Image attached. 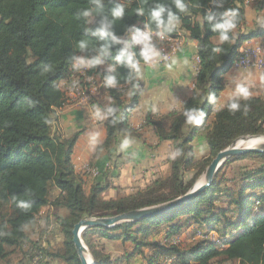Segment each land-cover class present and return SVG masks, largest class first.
I'll list each match as a JSON object with an SVG mask.
<instances>
[{"label": "trees", "instance_id": "obj_1", "mask_svg": "<svg viewBox=\"0 0 264 264\" xmlns=\"http://www.w3.org/2000/svg\"><path fill=\"white\" fill-rule=\"evenodd\" d=\"M245 1L185 0L188 12L179 13L174 0H102V9L92 0H0V264H12L20 255L17 264H31L37 256L41 264L56 259L61 264H81L73 242L78 221L114 216L183 195L220 150L242 135L264 134V98L237 96L216 109L225 87L224 75L237 62L243 44L264 35L262 25L242 31L247 22ZM117 2L125 5V15L113 21L111 31L122 42L106 37L109 55L103 64L86 69L89 80L97 78L104 84V77L110 74L108 68L115 67L113 74L118 80L116 88L103 85L111 98L104 112L108 108L114 111L104 120L106 139L98 145L90 166L109 161L118 169L124 137L142 138L129 121L140 101V81L115 57L124 48L123 41H130L137 29L145 30L146 24L155 35L158 30L149 14L156 4L171 8L181 17L180 28L167 34L175 36L182 30L197 41L200 69L192 95L179 110L158 120L151 115L146 119V124L155 127L158 145L172 142L167 170L144 188L105 199L104 192L112 186L109 169H102L100 176L97 173L99 177L87 189L72 161L80 133L64 137L54 131V121L66 95L60 82L74 68V57L99 55L105 41L92 33L101 15L112 19L111 9ZM263 7L264 0H259L258 10ZM84 9H92L93 16L80 15ZM138 9L144 10L143 16L137 14ZM226 9L237 10L238 16L229 34L231 39L221 42L212 25L220 22V14ZM212 14L214 19L209 21L207 16ZM81 40L89 42L84 50L77 46ZM140 45H133L129 51L144 62ZM217 47L222 51L215 52ZM84 71L81 69L79 78ZM233 101L240 104L235 113L228 107ZM188 116L201 122L190 123ZM204 133L208 150L198 158L194 140ZM54 189L59 194L51 200ZM48 205L53 208V219L50 213L41 216ZM52 224L63 236L57 247L51 240L43 244ZM187 225H194V231L204 236L182 249L172 243V238L181 235ZM32 229H39L35 239ZM213 233L217 235L211 239ZM159 236L165 237L166 244L157 241ZM82 237L96 264H129L138 256L147 264H159L157 258L166 253L176 255L178 264H211L217 258L231 264H264V153L230 158L210 187L171 211L113 227H91ZM116 244L120 248L116 249Z\"/></svg>", "mask_w": 264, "mask_h": 264}, {"label": "crops", "instance_id": "obj_2", "mask_svg": "<svg viewBox=\"0 0 264 264\" xmlns=\"http://www.w3.org/2000/svg\"><path fill=\"white\" fill-rule=\"evenodd\" d=\"M245 3L247 22L242 27V31L255 29L264 23V7L258 10L259 0H246ZM178 27L180 28V25ZM153 39L154 36H152ZM156 40L155 48L158 52L175 48L179 41L184 42L182 48L168 64L150 65L139 62L141 76L137 79L140 81L141 96L129 121L131 126L142 135V138L137 139L128 135L124 137V141L127 139L130 144L121 150L123 156L120 158L121 164L118 169H115L109 161H106L103 167L90 166L98 145L106 139L104 124L106 117L99 119L95 115L97 109L103 113V108L111 102V98L101 87L104 85L103 82L98 83L99 90L94 92L90 98L80 100L75 97V90L73 94L63 80L62 89L66 93V103L56 109L57 119L54 121V131L64 137H71L76 132L80 133L72 161L76 171L83 175L87 189L100 176L93 174L94 168H98L100 172L102 169H109L112 186L104 192L103 198L105 199L128 195L138 188H144L167 170V160L173 155L172 142L166 141L158 145L159 140L155 127L146 124V119L148 115H151L153 120H158L173 110H179L184 100L192 95L195 88L200 69L197 41L186 36L182 30L175 36L163 39L159 37ZM250 43L251 45L258 43L264 45V35L247 40L243 45ZM142 47L141 44L140 48ZM231 69L224 75L225 87L220 94L216 109L222 108L228 101L238 96L237 87L239 85L247 88L248 96L264 98V68L237 67L236 62ZM194 146L198 158L207 153L205 133L195 138ZM116 171L119 172L118 175ZM57 191L58 195L59 190ZM44 209L50 210L53 219V208L48 205L42 209V213ZM47 235L48 232L43 236L44 246L47 240H50ZM159 237L162 238L160 240H165L164 236ZM161 261L162 259H158L156 262ZM50 264H61V262L56 259L50 261ZM129 264L147 263L143 257L138 256Z\"/></svg>", "mask_w": 264, "mask_h": 264}, {"label": "clouds", "instance_id": "obj_3", "mask_svg": "<svg viewBox=\"0 0 264 264\" xmlns=\"http://www.w3.org/2000/svg\"><path fill=\"white\" fill-rule=\"evenodd\" d=\"M92 2L96 5L97 9H102L103 3L102 0H92ZM175 9L178 10L179 13H187L188 6L185 3V0H174ZM137 14L139 16L144 15L143 9H138ZM80 15L83 17H92L93 10L92 9H84L80 12ZM112 19L110 20L107 15H101V19L99 21V26L96 27L95 31L92 33L93 35H98L101 40L105 42L99 48V55L94 58L86 59L84 57H74L76 60V64L74 67L76 70H80L82 68H93L95 66L101 65L104 63V57L109 55L110 53V44L105 40L106 37H111V40L116 43H120L118 37L111 31L113 21L122 19L125 15V5L122 3H115L111 9L110 13ZM150 21L155 24V27L158 31H156L155 35L160 37L161 39L164 38L165 33H171L177 26L181 23V17L171 10V8L163 5V4H156L150 11ZM238 16V11L235 9H226L220 14V22L215 23L212 25V29L214 32L219 33V39L221 42H227L231 39L230 33L236 27V18ZM207 19L212 21L214 19V14L208 15ZM264 26V23H262ZM153 32L152 29L146 24L145 30L137 29L135 32L131 34L130 41H123L124 48L120 51L119 55L115 57L116 61L120 65H124L132 70L135 73V76L138 78L141 76V69L139 61L135 58V54L129 51L135 44H142V50L140 52V56L142 57L143 61L147 64L151 62L155 57L159 56V52L155 48V46L151 43L152 41ZM88 40H81L78 42V48L80 50H84L88 47ZM215 52L222 51L221 48L217 47L213 49ZM50 68H46L45 71H50ZM108 72L110 74L104 77V86L107 88H116L118 86V80L116 75L113 73L116 72L115 67H109ZM137 87V85H134ZM237 95L243 98H247L249 92L246 87L243 85H239L237 87ZM229 110L232 113H235L240 109V104L237 101L231 102L229 105ZM114 111L113 108H108L106 112H101L99 109L95 112V115L99 119H104L107 115H111ZM188 122L195 124H199L201 122L200 119H195L191 116H188ZM130 144L129 140H125L122 144L123 148H127ZM21 206L27 207L23 201H20Z\"/></svg>", "mask_w": 264, "mask_h": 264}, {"label": "water", "instance_id": "obj_4", "mask_svg": "<svg viewBox=\"0 0 264 264\" xmlns=\"http://www.w3.org/2000/svg\"><path fill=\"white\" fill-rule=\"evenodd\" d=\"M252 139L256 141L250 145L238 144L239 141L244 142ZM252 152L264 153V134L242 135L236 138L228 147L220 150L211 163L205 168L193 187L183 195L157 205L130 210L114 216L88 217L81 219L73 228V242L81 264H96L93 255L82 237L86 229L91 227H113L124 222L135 221L171 211L187 203L210 187L218 171L230 158Z\"/></svg>", "mask_w": 264, "mask_h": 264}, {"label": "rangeland", "instance_id": "obj_5", "mask_svg": "<svg viewBox=\"0 0 264 264\" xmlns=\"http://www.w3.org/2000/svg\"><path fill=\"white\" fill-rule=\"evenodd\" d=\"M153 40H156V39H153ZM154 45V44H153ZM242 46V45H241ZM257 68H259V67H257ZM264 67H262V68H260V69H263ZM82 69H84L85 71H84V80H89V77L86 75L87 74V72H86V69L87 68H82ZM232 70V69H231ZM233 71V70H232ZM73 72V73H72ZM81 72V69L80 70H76V68L74 67L72 70H71V72H70V74L72 73V74H75L76 76H75V79H69V85H66V86H69V90L73 93L74 92V90H75V97H77V99H81L82 98V95H86L87 94V87H79V89H73V86H71L72 85V82L73 81H77L76 80V78L78 79V75H79V73ZM81 75V74H80ZM90 77H92V76H90ZM94 84H95V86H97L98 88H96V89H99V85H98V83L99 82H101L100 81V79H97V78H94ZM83 83V75H81V80H80V84H82ZM62 84L63 83H61L60 82V86H61V88H63L62 87ZM74 94V93H73ZM87 185V184H86ZM57 193H58V191L56 190V189H54L53 191H52V193H51V195H50V198H51V200H53L54 199V197L57 195ZM45 211V212H44ZM44 211H43V213L41 214V216L42 215H46L47 213H50L49 211V209H44ZM43 217V216H42ZM193 222V221H192ZM191 222V223H192ZM194 228H195V226L194 225H187L185 228H184V230L182 231V234L181 235H178V236H175L174 238H172V243L173 244H176V245H179L182 249H184V248H187V247H189L190 245H192L193 243H194V241H196V240H194V239H203V234L201 233V232H198V231H194ZM48 237H50V240L52 241V242H54V245L57 247L60 243H61V241H62V239H63V236H62V234L59 232V229L57 228V225H50V227H49V229H48ZM38 232H39V229H38V231H35L34 229H32V231H31V236H32V238H36L37 237V234H38ZM215 235H217L216 233H213L212 235L210 234V238L211 239H214L215 238ZM214 237V238H213ZM160 239H162V238H160V237H158L157 238V241L159 242V243H161V244H166V241L165 240H160ZM116 246V249H118V248H120V245H118V244H116L115 245ZM110 250H111V248H110ZM92 254V253H91ZM22 256L20 255V256H15L14 257V260H13V262H12V264L14 263H19V259L21 258ZM39 257V256H38ZM160 257V258H159ZM157 259H176V255H174L173 253L171 254V253H166V254H163V255H160ZM35 259H38L37 257H35ZM221 259L222 258H217V260H215L214 262H212L211 264H231V263H224V262H222L221 261Z\"/></svg>", "mask_w": 264, "mask_h": 264}, {"label": "built area", "instance_id": "obj_6", "mask_svg": "<svg viewBox=\"0 0 264 264\" xmlns=\"http://www.w3.org/2000/svg\"><path fill=\"white\" fill-rule=\"evenodd\" d=\"M165 38L169 37V34L165 33ZM184 41H179L178 46L175 48H169L165 49V52H159V56L155 57L151 62L147 63L150 65H162V64H168L172 61L174 56L177 54V52L182 48V44ZM152 44L157 43V40H152ZM87 59H90L88 57ZM76 64V61H75ZM237 67H264V45L261 43L255 44V45H244L243 50L240 53V55L237 58ZM75 74H69V76L64 79L65 85H69V79H75ZM61 83H64L63 80ZM79 87H87V94L82 95V98L80 100H86L90 98L94 92H96L99 89H93V82L92 80H84L83 75V83L82 84H76V86H73V89H77ZM103 87V86H101ZM66 103V95H64V104ZM96 173L98 175L101 173L100 170H98ZM214 238V237H213ZM31 264H41V259H34ZM159 264H178L177 259H162V261Z\"/></svg>", "mask_w": 264, "mask_h": 264}, {"label": "bare ground", "instance_id": "obj_7", "mask_svg": "<svg viewBox=\"0 0 264 264\" xmlns=\"http://www.w3.org/2000/svg\"><path fill=\"white\" fill-rule=\"evenodd\" d=\"M153 36L155 37L154 34H153ZM72 73H73V72H72ZM72 73H71V74H72ZM82 73H83V72H82ZM80 79H81V78H79V77H78V79L76 78L77 81H76V82L73 81L71 86H76V84H80V81H79ZM72 80H73V79H72ZM90 80H92V82H93V89L98 88V87L95 86V84H94V81H93L94 79H90ZM77 89H78V88H77ZM255 141H256L255 139H252V140H249V141H244V142H243V141H239L238 144H239V145H241V144H242V145H250V144L254 143ZM91 171H92V170H91ZM91 171H90V172H91ZM92 172H93L94 175L97 174V173H96L97 170H96L95 168L93 169ZM37 258L40 259V256H39V257L37 256ZM89 261H90V259H89Z\"/></svg>", "mask_w": 264, "mask_h": 264}]
</instances>
